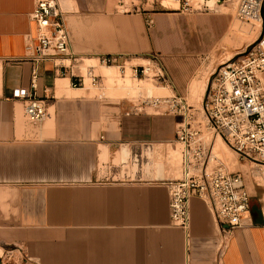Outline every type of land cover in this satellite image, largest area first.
<instances>
[{
  "label": "crops",
  "instance_id": "0c3cea01",
  "mask_svg": "<svg viewBox=\"0 0 264 264\" xmlns=\"http://www.w3.org/2000/svg\"><path fill=\"white\" fill-rule=\"evenodd\" d=\"M36 2L0 0V248L23 247L17 264H264V210L251 209L252 223L237 228L221 253L210 202L193 197L190 227L173 223L167 182L177 168L167 156L181 116L132 112L131 100L102 104L81 94L86 88L74 87L70 74L60 76L52 59L40 64L36 90L48 96L50 116L28 120L12 93L31 85L26 38L37 32ZM66 21L75 56L147 53L130 18ZM172 28L159 18L156 44L164 52L177 43ZM166 62L171 83L164 87L182 95L192 67Z\"/></svg>",
  "mask_w": 264,
  "mask_h": 264
},
{
  "label": "built area",
  "instance_id": "2783aa9c",
  "mask_svg": "<svg viewBox=\"0 0 264 264\" xmlns=\"http://www.w3.org/2000/svg\"><path fill=\"white\" fill-rule=\"evenodd\" d=\"M179 10L202 11L209 1L231 3L240 21L260 24L256 41L248 46L246 54L221 64L212 74L207 97L203 102L205 124L198 109L188 104L185 97L174 93L166 96L140 94L132 101V112L145 107L163 109V112L182 117L177 127L176 140L183 144L184 171L181 177L167 182L170 193L171 217L175 225L188 229L191 224V199L195 196L210 202L221 226L220 253L234 231L252 223V196L239 171H229L224 161L214 154V136L222 137L240 158L264 165V0H176ZM182 10V11H183ZM64 10L58 0H37L32 19L37 24L36 35L26 38L27 58L33 62L31 85L13 90L12 98L24 102L25 114L31 123L39 124L49 116L47 99L36 94L42 62L55 60L60 76L70 74L74 87L86 88L87 80L101 87L103 76L95 66L85 73L72 61L78 58L70 49V32ZM147 24L153 26L154 19ZM146 63H133L128 54H103L101 65L113 66L120 76L143 81L153 80L168 85L171 76L161 55L145 58ZM69 61L70 63H66ZM0 264H17L24 254L21 246L4 249Z\"/></svg>",
  "mask_w": 264,
  "mask_h": 264
},
{
  "label": "rangeland",
  "instance_id": "374dc122",
  "mask_svg": "<svg viewBox=\"0 0 264 264\" xmlns=\"http://www.w3.org/2000/svg\"><path fill=\"white\" fill-rule=\"evenodd\" d=\"M65 17L75 15H111L113 17L123 16L131 19V25L141 27L144 32V39L148 43L144 56L132 55L133 63H146L145 58L152 54H159L163 58L164 65L167 58H175L183 61L192 67V75L188 79L186 90L182 93L188 104L198 109V115L204 117L203 102L207 97L210 86V77L213 72L223 62L228 61V57L235 55L234 60L242 57L259 35V26L256 23L243 22L237 19L236 11L229 2L216 5L221 12L211 9L202 11L179 10L166 7H178L176 0H58ZM166 3L164 7L161 3ZM170 3V4H169ZM174 5V6H173ZM163 17L168 23L173 24L172 34L177 42L173 47L165 48L164 52L156 44V37L162 38V33L158 29L159 18ZM153 18V26L147 24V19ZM72 32V31H71ZM253 38V39H252ZM253 41V42H251ZM240 47V48H239ZM231 48V49H230ZM164 49V50H165ZM237 53V54H236ZM78 60L72 61L76 65L75 71L86 72L90 65L95 66V72L103 76L101 87L90 85L87 80V87L80 91L88 97H102V104H116L123 100L136 102L140 94L153 96L172 95L170 88L157 84L153 80H137L130 76L123 79L117 68L110 71L102 67L99 57L76 56ZM141 57V58H139ZM144 57V58H142ZM94 58V60H90ZM66 63H70L66 61ZM111 74L112 77L106 76ZM207 80L208 86H204ZM112 88L109 89V87ZM154 89V94L149 93V89ZM151 112L163 109L150 107ZM203 124L205 121L201 118ZM214 154L219 156L227 165L229 171H239L242 173L245 184L252 196V210H264V165L259 162L244 160L228 145L221 137L214 136ZM176 149L168 146V162L177 168L175 178L182 176L183 164V144L177 143ZM229 149V150H228ZM227 150V151H226ZM222 151V152H221ZM220 152V153H219ZM228 153V154H227ZM230 154V155H229ZM172 155V157H170ZM231 159V160H230ZM172 160V161H170ZM233 164V165H232ZM0 254L6 257V252L0 248ZM1 260V259H0ZM6 260V259H5Z\"/></svg>",
  "mask_w": 264,
  "mask_h": 264
},
{
  "label": "bare ground",
  "instance_id": "6f19581e",
  "mask_svg": "<svg viewBox=\"0 0 264 264\" xmlns=\"http://www.w3.org/2000/svg\"><path fill=\"white\" fill-rule=\"evenodd\" d=\"M164 1H165V0H163V2H164ZM163 2H162L163 5H165V4L167 3V2H166V3L164 4ZM176 2L179 4L178 1H176ZM169 4H170V3H169ZM208 5H209V9H211V10H220L219 8L216 7L217 4H216L215 2H213V1H209V2H208ZM166 6H167V5H166ZM173 6H174V5H173ZM174 7H175V6H174ZM178 8H179V6H178ZM258 26H259V29H260V24H258ZM259 32H260V31H259ZM252 39H253V38H252ZM251 42H253V41H251ZM248 46H249V45H248ZM239 48H240V47H239ZM230 49H231V48H230ZM236 54H237V53H236ZM234 57H235V55H232V56L228 57L227 60H228V61H229V60H233ZM90 60H94V59L92 58V59H90ZM226 62H227V61H226ZM224 63H225V62H223V64H224ZM102 67L107 68V70L110 69V71L113 70V69H115V67H113V66H105V65H102ZM106 76L109 78V81H110L112 75H111V74H110V75L107 74ZM211 81H212V77H211L210 82H211ZM110 88H112V86H110L109 89H110ZM164 88H165V87H164ZM153 92H154V89L150 88V89H149V93H153ZM153 94H154V93H153ZM202 109H203V108H202ZM203 112H204V110H203ZM200 117L203 118V116H200ZM218 137H220V136H218ZM221 138H222V137H221ZM222 139H223V138H222ZM223 140H224V139H223ZM162 145H163V144H162ZM104 147H105V146H104ZM103 150H104V149H103ZM106 150H107V149H106ZM228 150H229V149H228ZM226 151H227V150H226ZM221 152H222V151H221ZM219 153H220V152H219ZM164 154H165V153H164ZM227 154H228V153H227ZM229 155H230V154H229ZM170 157H172V155H171ZM104 159H105V158H104ZM230 160H231V159H230ZM170 161H172V160H170ZM232 165H233V164H232Z\"/></svg>",
  "mask_w": 264,
  "mask_h": 264
}]
</instances>
